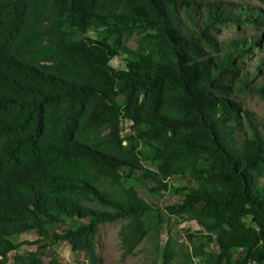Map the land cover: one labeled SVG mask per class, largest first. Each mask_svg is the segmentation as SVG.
<instances>
[{"label": "trees", "instance_id": "trees-1", "mask_svg": "<svg viewBox=\"0 0 264 264\" xmlns=\"http://www.w3.org/2000/svg\"><path fill=\"white\" fill-rule=\"evenodd\" d=\"M228 26L251 31L220 40ZM248 93L264 100V9L249 0H0V264L30 231L99 264V224L117 220L122 257L151 235V264H264V132ZM136 172L159 196L182 178L166 212L217 249L160 247Z\"/></svg>", "mask_w": 264, "mask_h": 264}, {"label": "rangeland", "instance_id": "rangeland-1", "mask_svg": "<svg viewBox=\"0 0 264 264\" xmlns=\"http://www.w3.org/2000/svg\"><path fill=\"white\" fill-rule=\"evenodd\" d=\"M196 5L202 6L203 2L209 0H194ZM232 1V0H220ZM252 5L259 6L264 9V4L259 3L257 0H249ZM247 27H242L240 30H235L231 26L222 27L219 39L227 41L230 38L236 37L239 34H247L250 32ZM91 35L95 33L90 31ZM131 49L136 46V34L132 33L123 42ZM260 54H256L250 59H245L242 66L245 70H251L252 66L256 64ZM113 66L121 65V58L114 57L110 60ZM243 102V107L252 111L255 118L260 123V128L264 132V100L260 99L257 94L248 93L244 95H237ZM129 132V122L123 123L122 135ZM149 168H156V162H144ZM129 182L137 189L138 193L151 204L153 212L161 215V241L160 247L169 239L171 245L178 249V259L181 258L182 250L192 249L193 244L203 243L202 236L199 233V225L194 220H186L177 216L170 215L166 212V205L172 204L179 200L178 187L183 185L185 181L178 175L171 177L168 180V189L158 195L149 190L152 183L144 179L140 172H136L133 179ZM260 183L264 184V176L260 178ZM245 222L250 223L249 217L245 218ZM121 220L106 221L99 224L98 233L96 236V252L99 255V264H151L157 258V249L155 247L154 238L151 235L145 236L134 248L130 254L121 256V246L118 236V230ZM16 242V248L8 253V261L6 264H13V256L15 253H24L29 250H37L40 257L48 261L53 255L65 264H87L84 254L82 252L74 251L70 248L69 244L63 240H54L52 238H40L35 232H24L13 235ZM45 247L38 248V245L48 244ZM217 247L214 243L204 242L203 250L207 254L215 251ZM205 255L194 258V262L199 264Z\"/></svg>", "mask_w": 264, "mask_h": 264}]
</instances>
